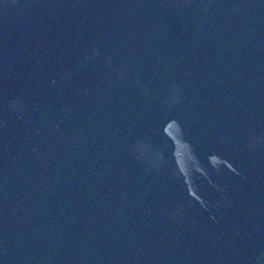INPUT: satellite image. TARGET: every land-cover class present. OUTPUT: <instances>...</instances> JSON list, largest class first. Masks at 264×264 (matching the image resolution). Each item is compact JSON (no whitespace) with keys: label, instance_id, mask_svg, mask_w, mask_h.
I'll list each match as a JSON object with an SVG mask.
<instances>
[{"label":"water","instance_id":"water-1","mask_svg":"<svg viewBox=\"0 0 264 264\" xmlns=\"http://www.w3.org/2000/svg\"><path fill=\"white\" fill-rule=\"evenodd\" d=\"M0 264H264V0H0Z\"/></svg>","mask_w":264,"mask_h":264}]
</instances>
